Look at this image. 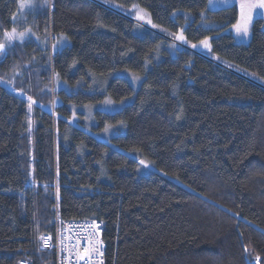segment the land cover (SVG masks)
Segmentation results:
<instances>
[{
    "label": "trees",
    "instance_id": "16d2710c",
    "mask_svg": "<svg viewBox=\"0 0 264 264\" xmlns=\"http://www.w3.org/2000/svg\"><path fill=\"white\" fill-rule=\"evenodd\" d=\"M51 3L34 30L71 46L17 43L0 60V81L35 101L29 109L0 82V264H55L40 241L56 202L65 220L105 224L107 264H264V20L243 45L228 33L239 9L210 11L209 0ZM136 8L192 44L207 40L222 62L126 13ZM19 10L20 0H0V37L23 30ZM122 72L144 78L134 103L96 119L98 131L126 133L106 144L72 127L69 104L134 96ZM56 75L85 87L51 94ZM126 152L168 178L141 175Z\"/></svg>",
    "mask_w": 264,
    "mask_h": 264
},
{
    "label": "rangeland",
    "instance_id": "374dc122",
    "mask_svg": "<svg viewBox=\"0 0 264 264\" xmlns=\"http://www.w3.org/2000/svg\"><path fill=\"white\" fill-rule=\"evenodd\" d=\"M241 3L242 0H209V7L208 9L210 11H217L221 9H226L229 7H237L239 9L240 17L239 21L241 22ZM111 6H114L118 10H122L119 6L109 3ZM23 5V6H22ZM48 5L50 12L53 10V5L51 3V0H48V2H45V0H20V20L23 23L22 31L17 30V32H24L28 29H30V32H27V35L25 36L23 41L19 40H14L11 43L5 40L4 36L0 37V43L5 44V50L3 52H0V60L6 57L8 55L10 49L13 47L15 44H25L27 42H32L38 45V47L43 51L46 52L47 49L50 50L51 54H57L62 52L65 48L71 46V41L68 39V37L64 35H60L59 37H55L54 40L50 35L49 40L45 38V36H40L37 34V32L34 30V24L31 22V19H35L42 13V11L45 10L46 6ZM128 15L134 17L136 21L141 22L143 25L146 27L152 29L153 31H160L164 34L169 35L172 39V41L175 42V44L183 47H190L194 51L200 50L202 51L207 58H213L215 60H219L218 58L214 57L212 55L209 47H204L200 44H192L188 42L185 38L184 41L177 40L175 39V36L179 34H170L163 29L159 28L152 20L150 14L141 9V8H136L133 9L130 12H126ZM137 16H143V19H137ZM263 19L264 20V9H255L251 13V19L247 22V33L245 34L243 31L237 32L236 30V24L233 26L231 29L228 30V33H230L236 40L238 44H243V45H248L251 40H252V26L253 23L257 19ZM11 32V31H8ZM45 32H43L44 34ZM184 36V35H183ZM192 45H196L195 48L192 47ZM221 61V60H219ZM222 62V61H221ZM124 78H126L131 86L133 87L135 94L133 97L125 99L120 102H116L112 100L111 98H106L102 103L98 104H89V105H75V104H69V108L71 111V117L69 119V123L72 125V127L79 129L81 131H84L88 135L92 136L96 140L106 143V144H111V140L115 137L124 135L127 131V128L124 124H119L116 126L113 125H108L105 127L103 130L98 131V120L96 119V113L97 112H102L106 114H115L118 112H121L125 107L131 105L135 101V97L137 92L139 91L141 84L143 82V77L138 76L132 72H122L118 74ZM92 82V80H90ZM1 83H6L4 80L0 81ZM53 86L50 89L51 94H54L55 91L57 93L60 92H66L68 94H77L80 90H83L85 87V83L82 82L78 86H73L69 82L64 81L60 76H55L53 80ZM11 84V83H10ZM10 84L6 83V86L10 88ZM3 85V84H2ZM12 92L27 100L29 102V99L26 98L22 93H20L17 90H13L10 88ZM106 89V88H105ZM103 89V91H105ZM88 92L92 93L94 90L92 88V83H90V87L86 89ZM111 101V103H107V101ZM33 103H31V108L35 104V101L32 100ZM30 103V102H29ZM62 105H65V102L63 101L60 96H57L56 99L54 98V106L60 107ZM127 156H129L131 159L136 160L139 162L142 171L141 175H149L150 173H159L161 176L168 178L165 174L161 173L156 169V167L145 161L138 153L134 152H126L125 153ZM140 161H144L145 164H141ZM145 171V172H144ZM176 183H178L177 180L173 179Z\"/></svg>",
    "mask_w": 264,
    "mask_h": 264
},
{
    "label": "built area",
    "instance_id": "2783aa9c",
    "mask_svg": "<svg viewBox=\"0 0 264 264\" xmlns=\"http://www.w3.org/2000/svg\"><path fill=\"white\" fill-rule=\"evenodd\" d=\"M28 186L33 188L34 184ZM55 209L52 232L43 235L40 250L53 254L55 264H107L105 224L99 220H65L57 205ZM85 249L89 251L86 253ZM19 264L34 263L21 261Z\"/></svg>",
    "mask_w": 264,
    "mask_h": 264
},
{
    "label": "snow or ice",
    "instance_id": "6c2138e0",
    "mask_svg": "<svg viewBox=\"0 0 264 264\" xmlns=\"http://www.w3.org/2000/svg\"><path fill=\"white\" fill-rule=\"evenodd\" d=\"M47 2V0H45ZM23 6V5H22ZM255 9H264V0H242L241 3V22H238V24L235 26L237 32L243 31L245 34L247 33V22L251 19V13ZM143 16H137V19H143ZM31 30L28 29L24 32H17L16 28H13L11 32L5 31L4 32V38L6 41L11 43L14 40L23 41L25 36L27 35V32H30ZM175 39L184 41L185 37L183 36V33L181 32L179 35L175 36ZM202 46L208 47V41L203 40L200 42ZM193 48L196 47V45H192ZM5 50V44L0 43V52H3ZM29 109H31V103H33L32 98L29 97ZM107 103H111V101H107ZM141 164H145L144 161H140ZM89 249H85V252L87 253ZM84 257H81L83 259Z\"/></svg>",
    "mask_w": 264,
    "mask_h": 264
},
{
    "label": "bare ground",
    "instance_id": "6f19581e",
    "mask_svg": "<svg viewBox=\"0 0 264 264\" xmlns=\"http://www.w3.org/2000/svg\"><path fill=\"white\" fill-rule=\"evenodd\" d=\"M201 55V54H200Z\"/></svg>",
    "mask_w": 264,
    "mask_h": 264
}]
</instances>
